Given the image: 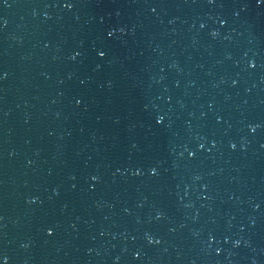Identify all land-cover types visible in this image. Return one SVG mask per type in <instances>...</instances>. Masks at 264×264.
<instances>
[{
    "label": "water",
    "instance_id": "1",
    "mask_svg": "<svg viewBox=\"0 0 264 264\" xmlns=\"http://www.w3.org/2000/svg\"><path fill=\"white\" fill-rule=\"evenodd\" d=\"M0 264H264V0H0Z\"/></svg>",
    "mask_w": 264,
    "mask_h": 264
}]
</instances>
